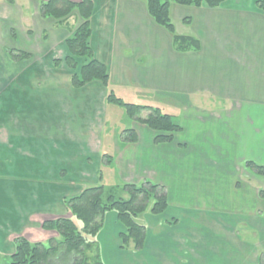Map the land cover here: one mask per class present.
<instances>
[{
    "label": "crops",
    "instance_id": "crops-1",
    "mask_svg": "<svg viewBox=\"0 0 264 264\" xmlns=\"http://www.w3.org/2000/svg\"><path fill=\"white\" fill-rule=\"evenodd\" d=\"M257 1L171 4V21L184 26L176 34L199 42L198 50L179 51L145 1L93 0L90 42L110 87L121 98L165 99L182 127L172 142L155 144L154 131L130 120L137 140L121 142L122 130L113 135L112 163L101 167L89 117L101 103L104 109L107 89L99 82L75 89L69 79L60 88L57 72L47 77L41 66L43 59L53 69L57 42L34 54L43 30L34 20L27 32L32 10L0 0V262L15 237L47 240L42 222L68 217L65 200L85 187L149 180L165 188L167 208L136 217L146 229L140 250L132 241L121 247L124 228L115 212L105 213L96 237L103 264H258L264 176L246 166H264V12ZM51 28L65 47L69 32ZM6 48L31 56L14 62Z\"/></svg>",
    "mask_w": 264,
    "mask_h": 264
},
{
    "label": "trees",
    "instance_id": "trees-1",
    "mask_svg": "<svg viewBox=\"0 0 264 264\" xmlns=\"http://www.w3.org/2000/svg\"><path fill=\"white\" fill-rule=\"evenodd\" d=\"M147 11L154 21L164 27L173 39L176 50H198L197 39L178 35L171 21L169 10L171 4L184 6L216 7L224 0H143ZM13 4L14 0H6ZM41 18H50L57 25L68 28L69 36L64 44L66 56L53 59V64L61 62L73 71L70 84L79 89L91 82H99L106 89V103L124 108L125 116L134 122L144 124L155 132L154 143H170L175 134L182 130L177 116L164 111L159 106L135 104L124 101L109 84L107 66L97 60L91 47V17L93 0H38ZM257 6L264 12V0L257 1ZM76 13L78 24L69 27L68 19ZM5 52L14 62L30 58V53L18 49L6 48ZM80 60L82 62L80 63ZM146 111V115L141 114ZM121 142H135L137 136L131 128L120 132ZM103 167L112 163V156H104ZM246 166L255 174L264 176V166L247 161ZM264 198V190L259 191ZM65 206L71 216L56 217L44 220L42 229L53 232L46 243L30 242L23 236L13 239L14 251L4 264H103L100 256L97 233L102 227L105 213H116L118 222L124 231L119 238L121 247L132 241L134 248L140 250L145 241L146 229L135 219L138 215L150 210L153 214H161L167 208L165 188L145 180L139 184L120 182L107 187L103 184L85 187L79 194L67 198ZM258 264H264V252L259 256Z\"/></svg>",
    "mask_w": 264,
    "mask_h": 264
},
{
    "label": "rangeland",
    "instance_id": "rangeland-1",
    "mask_svg": "<svg viewBox=\"0 0 264 264\" xmlns=\"http://www.w3.org/2000/svg\"><path fill=\"white\" fill-rule=\"evenodd\" d=\"M17 2L19 3V5L27 6L30 8V10H32L31 12H29V9H27V16H26V21H25V28H26L27 32L29 31L28 29H30L31 26L34 25L33 24L34 20H36L35 24L40 25V27L43 30V32L41 34L42 38L39 40V44H38V42H36V46L34 48V50H36V52H34V54H38L39 52L48 51L51 43H53L52 41H54V43L57 42L56 44L58 45L59 39L57 38V35L54 33L49 35V33L52 32L51 27H53V26L54 27H58V26L64 27L63 24L56 25L54 20H52L50 18L49 19L42 18L41 21H38V18L41 17L39 15V10H38V6H39L38 0H17ZM78 22H79V20L77 19L76 13H74L68 19L69 27H73V26L77 25ZM29 23H31V24L28 25ZM175 27H176V30L178 32H180L184 29V26L179 25L178 23H175ZM64 28L66 30H68V28H66V27H64ZM30 39L33 40V37ZM34 39L38 40L39 38L37 37ZM56 44L54 46V52H53L54 54L52 55L51 60H48V61L52 62L51 64L53 65L52 66L53 69L50 66L46 65L45 62H42L43 59H41V66L43 68V72L47 73V77L50 75L49 71H53L52 75L54 74V71H56L57 72V78H58V80H57L58 86L60 88H65L67 86V79L70 80V76L73 74V71H71L69 68H67L63 62H61L59 65L53 64V59L62 60L67 54V50L65 47L62 46V44H60V46H57ZM52 51H53V49H52ZM81 62H82V60H80V63ZM54 68H56L57 70ZM52 77H54V76H52ZM124 93H126V92H123L122 93L123 95H121V96H122V99L126 102H134L135 104H150L152 106H159V107L163 108L164 111L170 112V113L177 111V109H176L177 107H174L176 109V111H175L173 108H171V105H169L165 99H156L153 97L137 96V95L124 94ZM74 97H76V96H74ZM98 107L100 108V110L97 109V111L91 112L90 117H89L90 126H92V129L94 130L93 134L90 135L92 137L90 139V149H91L92 153L97 152L101 148L103 149L100 152L101 153L100 159H102L101 163H103V161L105 160L103 158V155L104 156H111L110 155L111 145L108 143L109 138L112 139L113 135H114L113 138L115 136L117 137L118 136L117 133L120 130L127 128V124L129 123L130 120L125 116L124 108H122V107L112 106V105L107 104L106 102H105L104 109L102 107V103ZM146 113H147L146 111H143V113L141 112V114H143V115H146ZM104 138L106 140L105 142H104ZM102 140H103V142H102ZM85 150L86 149L84 148V151ZM92 157H94V156H92ZM101 167H103V165ZM91 177L93 178L92 174H91ZM74 181H78V180H76L74 178ZM113 185H115V184H109V185L107 184L106 186L112 187ZM90 186H93V184H91ZM69 216H71V215L69 214ZM139 218L140 217H138L137 220L141 222L142 219H139ZM45 233H46V235H49V237H51V235H53V232H45ZM41 241L42 240L39 239L36 241H30V242H41ZM44 241H43V243H46L47 240L45 242ZM6 261L7 260H5L4 262H0V264H4Z\"/></svg>",
    "mask_w": 264,
    "mask_h": 264
}]
</instances>
